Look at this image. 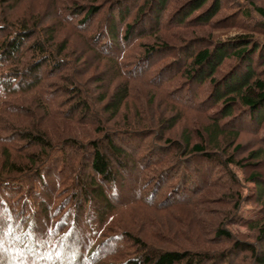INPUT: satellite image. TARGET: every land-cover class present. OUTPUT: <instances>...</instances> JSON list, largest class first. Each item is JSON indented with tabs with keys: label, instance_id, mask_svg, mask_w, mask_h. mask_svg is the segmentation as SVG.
<instances>
[{
	"label": "trees",
	"instance_id": "obj_1",
	"mask_svg": "<svg viewBox=\"0 0 264 264\" xmlns=\"http://www.w3.org/2000/svg\"><path fill=\"white\" fill-rule=\"evenodd\" d=\"M174 1L66 0L53 19L0 17V111L30 118L0 136V264H264V174L245 172L264 159V41L210 32L176 46L161 35L211 28L224 3L188 0L168 15ZM250 8L264 29V2ZM57 79L62 101L43 95ZM141 80L163 92L154 112L130 103ZM245 133L259 148L243 156ZM243 181L257 219L238 214Z\"/></svg>",
	"mask_w": 264,
	"mask_h": 264
},
{
	"label": "rangeland",
	"instance_id": "obj_2",
	"mask_svg": "<svg viewBox=\"0 0 264 264\" xmlns=\"http://www.w3.org/2000/svg\"><path fill=\"white\" fill-rule=\"evenodd\" d=\"M65 1L66 0H20L19 2H16L15 0H10L9 2L13 5H11V6L6 5L4 12H2L0 14V17L1 16H3V17L7 16V18L10 21H13V19H17L18 17H23L27 13H35V14H44V18L49 16L50 18L53 19L55 16H57L58 13L61 14L63 12L64 8H62V7L64 4H66V6H68ZM83 1H86V0H83ZM187 1L188 0H175L174 3L169 7L167 14L169 15L171 12H174L176 7L177 8L180 7V5L182 3H185ZM263 2H264V0H223V3H224L223 8L221 9L220 13L217 14L216 17L214 18V20H215L214 22H216V23L211 28L210 27H199L198 24L194 21V22H191L193 24H196L194 27H191V26H189V27H184V26L177 27V29H174V31H176V33L172 34V33L168 32L167 35L162 34L161 36H162V38L170 41L171 43H173V44L175 43L176 46L181 45V44H177V43H180L178 39L182 38L181 36H183V37L186 36V38L188 40L189 39L193 40L196 38H201V34H204L203 36H206L210 32L215 37V38H212L213 42L218 41V40L219 41L220 40H226V39L230 40V39L238 36L239 34H244V33H247L248 36L250 35V36L258 39L259 41H264V29L261 28L258 24H256V22H258L259 20L256 18V16L253 14L252 11H251L250 17H246V14H245V12H246L245 10H251L250 6L252 3L260 4ZM177 19H175V22ZM191 20L193 21L194 18ZM172 23H173V21L170 22L169 24L172 25ZM169 27H170V25H169ZM66 29H68L67 26H66V28L63 29V31L67 32L68 30H66ZM71 34H69V35H71ZM63 35H65V34H63ZM71 37H73V41H74V44L76 45V47H78V48L84 47V44H85L84 38H82L81 36H78L75 33H73V35ZM135 41H137V42H135ZM135 41H134V44H132L128 48V50L126 51L125 60H127V61H129L131 59L132 55H134L136 53L138 54L141 52L142 48H141V46L138 45L140 42H143V41H145V42L147 41L149 43L154 42V40L151 37L142 38L141 41H140V39H137ZM89 60H90V62H96V61H94L93 58H90ZM234 60L236 61L237 59H235V57H232L229 60H227L226 62L231 63ZM255 60H256V63L258 64L259 60H258L257 54L255 55ZM152 61L153 62H160V63H158V66H159V64L164 63V62H162V59H158L157 61H154V60H152ZM155 65H157V63ZM173 69H175V66H173L170 69H167L161 75V77L162 78L166 77L171 72H173ZM97 74H99V76L101 77L100 73H97ZM106 74L107 75L104 76L106 80L108 78H111L110 72L106 73ZM62 83L63 82L62 81L60 82L58 79L52 81L51 82L52 87L51 86L48 87L47 90H45V92L43 93V95H47V93H52V94H48V97H47V99L52 100L53 96H54V91H55V92H57L59 99L62 101L64 99L65 95H61L62 93H58V91H56V90H59L57 88L63 87ZM134 85L135 86L133 88V98L131 97L130 103L134 105L136 103L141 102L142 105L147 106L148 110H150V111L152 110V112H154V110L156 108L151 105V101H152V98H151L152 95L151 94L153 93L156 95L155 98L157 101L158 99L161 98L163 92H159V91H156L154 89H148V86L151 85L149 80L148 81L141 80L137 83H134ZM92 104H93V102L91 103V105ZM161 108L158 110L160 111ZM165 109H168V108H165ZM36 115H38V114H36ZM185 116H186L185 122L188 124H191V120L194 117V116H192V113L190 111H188L187 115L185 114ZM26 119H27V122H29L28 120L30 118L26 117V114L24 116L22 115L19 119H16L15 117H12L10 112L0 111V136L11 134V133H7L9 128H10V127L8 128V125L10 124L9 122L17 125V124L25 121ZM196 120H201V119L199 118ZM203 121L204 122L206 121L205 118L203 119ZM181 128H183L182 124H180L179 127H177V129H175L174 131L173 130L169 131L167 133L168 137L171 139H174L175 136L177 135V132H180L179 130H181ZM258 138L254 135L249 134V133H245L239 139L238 143H243L245 146V149L243 150V154H242L243 156H246L249 151L259 148V139ZM1 139H3V138H1ZM2 142L5 143L4 140H2ZM5 144H7V143H5ZM1 148L2 147L0 146V150H1ZM55 157H59V156L55 155L54 159H56ZM260 163H261V165H259V167L257 169H255L253 167L246 168L245 172H246L247 176H249V174L253 170H258L262 174H264V159H261ZM56 164H58V163L56 162L54 164H51V167L55 166ZM50 169H52V168H50ZM236 171H237L238 175L242 178V173L238 170H236ZM214 176H218L217 173ZM244 183H245V187L241 188V191H242V196H245L246 199L242 200L238 214L240 216H243L246 218L257 219L261 216V214L257 210L258 208L255 207L256 206L255 204L249 203L247 201L248 195H246V193L248 191L250 192V191H252V189H254V185H253V183H251L249 181H246ZM181 195H183V193H181ZM209 195L211 196L212 193ZM182 208H186V207H182ZM153 210H154L155 214H160V213H158V210L156 208H153ZM170 217L171 216L169 215L168 219H170ZM161 218L164 220L165 217L164 218L161 217ZM228 226L240 238L251 240L252 238H254V236H256V232L254 230L248 229L245 225H239V224L231 223ZM248 256H247L248 259H245V261L241 262V264H250V260H249Z\"/></svg>",
	"mask_w": 264,
	"mask_h": 264
}]
</instances>
